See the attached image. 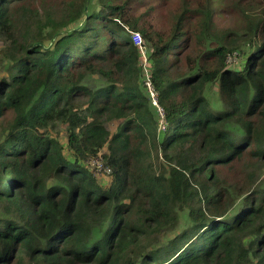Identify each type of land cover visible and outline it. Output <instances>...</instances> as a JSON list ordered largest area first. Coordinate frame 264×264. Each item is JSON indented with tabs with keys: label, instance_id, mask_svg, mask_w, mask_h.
I'll list each match as a JSON object with an SVG mask.
<instances>
[{
	"label": "trees",
	"instance_id": "obj_1",
	"mask_svg": "<svg viewBox=\"0 0 264 264\" xmlns=\"http://www.w3.org/2000/svg\"><path fill=\"white\" fill-rule=\"evenodd\" d=\"M94 1L0 0V264H264V0Z\"/></svg>",
	"mask_w": 264,
	"mask_h": 264
},
{
	"label": "rangeland",
	"instance_id": "obj_2",
	"mask_svg": "<svg viewBox=\"0 0 264 264\" xmlns=\"http://www.w3.org/2000/svg\"><path fill=\"white\" fill-rule=\"evenodd\" d=\"M178 1H180V0H149V2H145V1L138 2L136 8L140 9L139 11H142V10H144V8H147L148 6H150L152 4L158 5L157 10L160 13L159 17H160V23H161V27H162V26H165L169 23V19H168L169 9L171 7H175L177 5ZM184 1H186L191 7L197 9V8H200L201 5H203L205 7L207 0H184ZM92 4H93L92 8H95L96 7V1L93 0ZM251 4H253V6L258 4V0H210L208 7L211 10V14L213 16V23H214L213 27H214L216 35L222 36L227 31H230V30L233 31L235 29L242 30L244 27L243 26L244 19L240 15L239 9L245 10ZM203 11H204V9H203ZM252 12L248 10L247 14L252 13ZM157 21H158V19H157ZM141 44H142V41H141ZM5 46H6V44L3 42L2 39H0V51ZM241 49H243V46H241ZM142 51H143L142 52V60L140 62V66H141L143 72L145 73V76H147L148 65L146 63L147 59H146L145 49L143 48ZM235 56H236V54L234 53L229 58L230 61L232 60V63H235L237 60V59H233V57H235ZM211 93L214 95L213 98H215V96H217L216 87H212ZM150 99H151V97H150ZM154 107L157 108L156 111L159 113V115H161L160 109L158 108V105L154 104ZM161 118H163L162 115H161ZM117 125H118L117 122H111L110 124H108V129L111 132L115 131ZM160 125H161L160 130H162L164 125L162 122L160 123ZM51 134L53 136H56L57 138H59L61 141H65V135H64L65 132H64V128L62 126L57 125L56 129L54 131H51ZM159 156H161V155H159ZM155 162L161 163V158L158 157V159L155 160ZM89 165L97 177H108L104 173L95 171L92 163ZM262 182H264V169L263 168L260 169V171L258 172L257 178L255 180L256 184H259Z\"/></svg>",
	"mask_w": 264,
	"mask_h": 264
},
{
	"label": "built area",
	"instance_id": "obj_3",
	"mask_svg": "<svg viewBox=\"0 0 264 264\" xmlns=\"http://www.w3.org/2000/svg\"><path fill=\"white\" fill-rule=\"evenodd\" d=\"M131 37H132V41H133L134 45L139 46L140 50H141V53H142L143 52L142 51L143 47H142V44H141V36H140V34L139 33H132ZM145 86L147 88V91H148L151 99H152V103L153 104H157L156 103L157 102V98H156L157 97V93H156L154 87L151 85V82L148 79V75L146 76ZM160 113L162 115L161 109H160ZM91 163L93 164V167H94L95 171L104 173L106 175H108L110 173V169L108 167H105L100 159H95Z\"/></svg>",
	"mask_w": 264,
	"mask_h": 264
}]
</instances>
